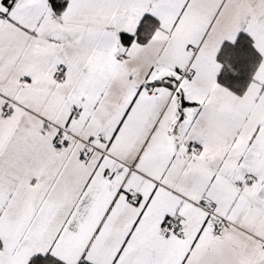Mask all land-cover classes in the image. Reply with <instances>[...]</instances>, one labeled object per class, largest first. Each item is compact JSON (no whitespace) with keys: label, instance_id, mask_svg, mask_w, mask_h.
<instances>
[{"label":"snow or ice","instance_id":"snow-or-ice-1","mask_svg":"<svg viewBox=\"0 0 264 264\" xmlns=\"http://www.w3.org/2000/svg\"><path fill=\"white\" fill-rule=\"evenodd\" d=\"M0 264H264V0H0Z\"/></svg>","mask_w":264,"mask_h":264}]
</instances>
